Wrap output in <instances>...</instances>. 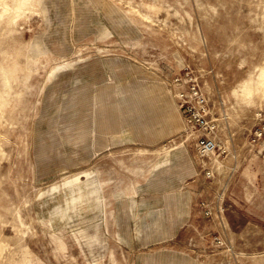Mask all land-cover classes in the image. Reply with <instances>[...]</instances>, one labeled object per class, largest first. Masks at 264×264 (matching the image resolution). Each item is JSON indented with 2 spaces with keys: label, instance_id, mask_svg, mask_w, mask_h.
<instances>
[{
  "label": "rangeland",
  "instance_id": "374dc122",
  "mask_svg": "<svg viewBox=\"0 0 264 264\" xmlns=\"http://www.w3.org/2000/svg\"><path fill=\"white\" fill-rule=\"evenodd\" d=\"M0 264H264V0H0Z\"/></svg>",
  "mask_w": 264,
  "mask_h": 264
},
{
  "label": "built area",
  "instance_id": "2783aa9c",
  "mask_svg": "<svg viewBox=\"0 0 264 264\" xmlns=\"http://www.w3.org/2000/svg\"><path fill=\"white\" fill-rule=\"evenodd\" d=\"M181 79H173L174 85L178 87L176 97L187 126L196 132L195 149L200 156H205L215 149V141L210 135L215 123L208 118L207 102L197 85L191 81L186 89H183L180 85Z\"/></svg>",
  "mask_w": 264,
  "mask_h": 264
}]
</instances>
